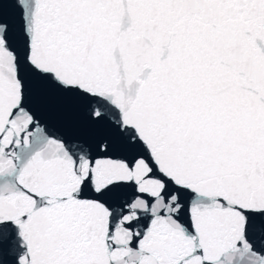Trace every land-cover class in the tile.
<instances>
[{
  "label": "snow or ice",
  "instance_id": "6c2138e0",
  "mask_svg": "<svg viewBox=\"0 0 264 264\" xmlns=\"http://www.w3.org/2000/svg\"><path fill=\"white\" fill-rule=\"evenodd\" d=\"M0 264H264V0H0Z\"/></svg>",
  "mask_w": 264,
  "mask_h": 264
}]
</instances>
